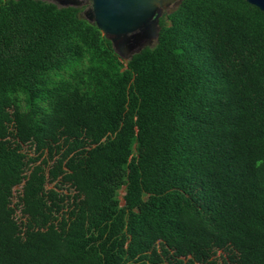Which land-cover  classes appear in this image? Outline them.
I'll list each match as a JSON object with an SVG mask.
<instances>
[{"label":"trees","instance_id":"16d2710c","mask_svg":"<svg viewBox=\"0 0 264 264\" xmlns=\"http://www.w3.org/2000/svg\"><path fill=\"white\" fill-rule=\"evenodd\" d=\"M84 8L0 0V264H264V12L179 0L123 60Z\"/></svg>","mask_w":264,"mask_h":264},{"label":"water","instance_id":"95a60500","mask_svg":"<svg viewBox=\"0 0 264 264\" xmlns=\"http://www.w3.org/2000/svg\"><path fill=\"white\" fill-rule=\"evenodd\" d=\"M59 7L83 5L84 0H47ZM179 0H91L83 9L86 20L94 23L112 44L115 52L123 59L152 46L157 39L159 17L163 11ZM264 12V0H246Z\"/></svg>","mask_w":264,"mask_h":264},{"label":"rangeland","instance_id":"374dc122","mask_svg":"<svg viewBox=\"0 0 264 264\" xmlns=\"http://www.w3.org/2000/svg\"><path fill=\"white\" fill-rule=\"evenodd\" d=\"M83 4L85 5V8H87L90 6L91 0H84ZM154 43H155V40H152L151 45H153ZM47 186L50 187V186H52V184H48ZM19 189H20V186H17L14 188V196L12 198L13 203H15L17 201V195H18ZM63 192L73 193V190L72 189H64ZM122 194H123V188H121L119 190V198H120L121 202H122V198H121ZM16 218L19 219V211L18 210L16 213ZM217 254H219V252Z\"/></svg>","mask_w":264,"mask_h":264}]
</instances>
